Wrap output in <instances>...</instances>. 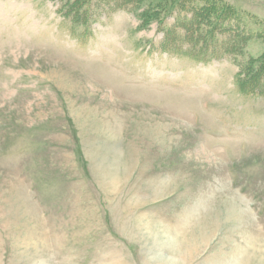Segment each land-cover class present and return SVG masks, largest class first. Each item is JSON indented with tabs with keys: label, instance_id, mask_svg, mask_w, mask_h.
Returning <instances> with one entry per match:
<instances>
[{
	"label": "rangeland",
	"instance_id": "1",
	"mask_svg": "<svg viewBox=\"0 0 264 264\" xmlns=\"http://www.w3.org/2000/svg\"><path fill=\"white\" fill-rule=\"evenodd\" d=\"M67 5L0 0V264H264V0Z\"/></svg>",
	"mask_w": 264,
	"mask_h": 264
},
{
	"label": "trees",
	"instance_id": "2",
	"mask_svg": "<svg viewBox=\"0 0 264 264\" xmlns=\"http://www.w3.org/2000/svg\"><path fill=\"white\" fill-rule=\"evenodd\" d=\"M69 1H70V5H67V6H69V7H74L75 6V9L77 11H80L84 7L83 5H85L88 2H90V0H69ZM82 14H83V11H81V13L79 15H82ZM192 22H193V20H190L189 24H191ZM167 43H168V41H166V44ZM164 47L167 49L166 45H164ZM171 50H172V52H176V49L172 48ZM173 50H175V51H173ZM198 60H200V59H198ZM239 76H240V74L238 75V77ZM238 88H239L240 91H243V92H248L249 91V88L244 87V80L243 81L242 80H238ZM252 91H254V90H252Z\"/></svg>",
	"mask_w": 264,
	"mask_h": 264
}]
</instances>
